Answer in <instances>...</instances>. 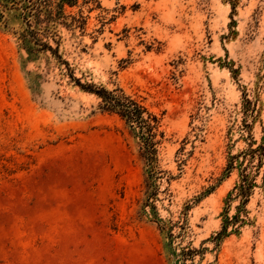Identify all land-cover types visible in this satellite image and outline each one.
<instances>
[{"label": "rangeland", "instance_id": "374dc122", "mask_svg": "<svg viewBox=\"0 0 264 264\" xmlns=\"http://www.w3.org/2000/svg\"><path fill=\"white\" fill-rule=\"evenodd\" d=\"M48 3L0 6V264H264V0Z\"/></svg>", "mask_w": 264, "mask_h": 264}, {"label": "trees", "instance_id": "16d2710c", "mask_svg": "<svg viewBox=\"0 0 264 264\" xmlns=\"http://www.w3.org/2000/svg\"><path fill=\"white\" fill-rule=\"evenodd\" d=\"M49 0H0V6L5 9H15L17 7L23 9L26 12L37 11L43 12L44 10L48 11ZM64 5L58 6L60 10H63ZM31 13V12H30ZM49 13H51L49 11ZM26 39L24 38V41ZM85 88V87H84ZM87 90L91 93H94L102 100L101 109L103 111L114 113L119 115L123 120L129 124L132 129L135 131L138 129V134L143 143L144 155L147 164L150 166V169H153L154 162L156 161V137L158 135L159 121L158 119L148 113L147 109L140 105L137 101L132 99L130 96H126L125 93L118 89L115 91H107L104 88L94 91L92 87H88ZM162 134V133H161ZM264 153V145L258 146L257 148L251 147L248 152L244 153V156H250L252 159L256 156H259L261 159ZM152 171V170H150ZM253 183L249 175L246 173L243 174L242 184L238 187V195L246 198L252 189ZM231 219L227 217L226 224H231ZM227 230L224 228L216 237L214 241L220 243L224 238ZM171 237L173 235L171 234ZM199 253L198 250L193 248H183L179 253H174V256L181 261L180 264H187L189 260L194 263V256Z\"/></svg>", "mask_w": 264, "mask_h": 264}]
</instances>
